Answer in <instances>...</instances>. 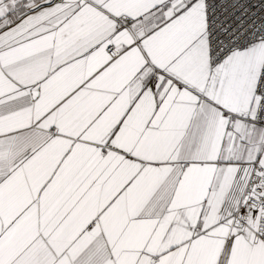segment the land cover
<instances>
[{
    "label": "snow or ice",
    "instance_id": "snow-or-ice-1",
    "mask_svg": "<svg viewBox=\"0 0 264 264\" xmlns=\"http://www.w3.org/2000/svg\"><path fill=\"white\" fill-rule=\"evenodd\" d=\"M0 264H264V0H0Z\"/></svg>",
    "mask_w": 264,
    "mask_h": 264
}]
</instances>
